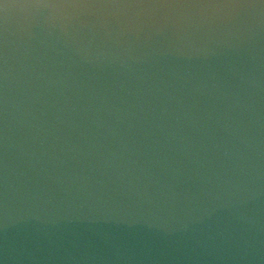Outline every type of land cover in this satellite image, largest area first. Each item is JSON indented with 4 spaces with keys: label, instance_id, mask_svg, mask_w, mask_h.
I'll list each match as a JSON object with an SVG mask.
<instances>
[{
    "label": "water",
    "instance_id": "95a60500",
    "mask_svg": "<svg viewBox=\"0 0 264 264\" xmlns=\"http://www.w3.org/2000/svg\"><path fill=\"white\" fill-rule=\"evenodd\" d=\"M0 264H264V0H0Z\"/></svg>",
    "mask_w": 264,
    "mask_h": 264
}]
</instances>
